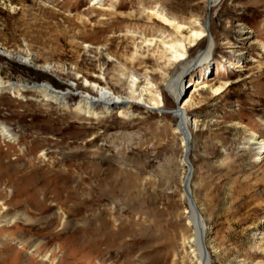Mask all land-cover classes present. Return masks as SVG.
Instances as JSON below:
<instances>
[{"label": "rangeland", "instance_id": "rangeland-1", "mask_svg": "<svg viewBox=\"0 0 264 264\" xmlns=\"http://www.w3.org/2000/svg\"><path fill=\"white\" fill-rule=\"evenodd\" d=\"M208 5L0 0V81L22 86L0 91L11 133H0V264H204L184 190L181 108L207 263L264 264V151L252 144L264 142V0ZM189 30L206 37L188 47L178 101L166 86L182 63L159 40L179 43ZM211 40V58L196 64ZM131 77L163 106L98 104L90 118L76 113L77 97L63 106L37 87L122 98Z\"/></svg>", "mask_w": 264, "mask_h": 264}, {"label": "bare ground", "instance_id": "bare-ground-1", "mask_svg": "<svg viewBox=\"0 0 264 264\" xmlns=\"http://www.w3.org/2000/svg\"><path fill=\"white\" fill-rule=\"evenodd\" d=\"M208 6L210 8V0H209ZM164 22L167 26L172 27L177 35L178 34L182 35V32L185 29L184 27H182L181 25L175 24L174 22H171L167 19H165ZM191 28H193V27H191ZM187 29H189V28H187ZM205 29L207 32H209V23L208 24L206 23ZM178 36H180V35H178ZM178 36H176L174 38V40L179 39ZM205 37H206L205 34L201 33L200 31L189 30V35L182 42L177 43L175 41L167 42L164 40H161V41L159 40V43L162 46L166 47L165 51L167 53H171V55L175 58L176 61H178V62L180 61L182 63L181 64V70H180L178 76L173 77L167 83V86H166L168 89V92L173 96V98L175 100H178V98L180 99V96L183 93L182 92L183 85H182L181 79L183 81V78L188 77V74L190 72V71L187 72L189 67H187V66L184 67V65H183V61L185 60L186 55L189 54V48L188 47H190V46L194 47V44L196 42L202 41ZM208 37H210V34L208 35ZM214 47H215V45H214L213 41L211 40L209 42L207 49L205 51H203L201 55H199L198 59L196 60V64L199 61H204V60L208 61V59L211 58V56L214 52ZM5 56L8 57L7 55H5ZM16 62L23 63L25 65H31L29 58H27V59H23V58L17 59L16 58ZM230 68H233L232 64H231ZM128 83H129V95L126 97H122V98L116 97L113 93H111L110 91L105 90V89H101V91L95 92L96 95H92V94H88V93H80L78 90L76 91L71 86L68 87V90L66 93L55 91L51 87H48L45 85H41V86L37 85V87L39 89V92H41L47 100H50V101L58 103V104H63V106L67 104L66 100H68L67 99L68 97H72V96L77 97L79 99V102L77 103L76 108H75L76 113L81 114V115H85V116L90 117V118H91L90 115H92V110L94 109L93 107L98 105V104L102 105L104 110H110L114 107L128 108V107H132V106L143 107V108L148 109V110H155V109H160L161 106H163V100H161L160 96H157V99H152V100H149L148 98H146V96L144 94V92L146 90L139 91V85H138L139 83H138L137 79H135L134 77H131L130 81H128ZM6 89H10L12 92L17 93L18 90L22 89V86L19 84H16V83H2L0 81V91L6 90ZM183 113H184V111L182 108L179 111L173 112V114L178 115L179 120L183 121V123L187 129L188 135L191 138L192 136H190V128L188 127V120H187V117H185V113L184 114ZM179 131L183 136V133L180 130V128H179ZM0 133L6 139L11 137V133L8 131L7 128H5L3 126H0ZM183 138H184V136H183ZM184 141H185V138H184ZM185 143H186V141H185ZM252 144H255L258 147L257 149H258L259 154L263 153L264 142H256V141L254 142L253 141ZM186 149H187V143H186ZM185 164H186V162H185ZM194 201H195V199H194ZM189 208H190V210L193 214L194 220L196 222L195 232H196V245H197L198 253L200 256H202L201 248H203L202 251H203V257L204 258L201 257V260H203L204 264H208L206 259H205L208 255L206 247H205L206 231L204 229H206V223L204 221V218L202 217V223H201V225H199L196 221L195 212H194L193 208L190 206H189Z\"/></svg>", "mask_w": 264, "mask_h": 264}, {"label": "water", "instance_id": "water-1", "mask_svg": "<svg viewBox=\"0 0 264 264\" xmlns=\"http://www.w3.org/2000/svg\"><path fill=\"white\" fill-rule=\"evenodd\" d=\"M180 110V109H179ZM178 110V111H179ZM179 128L183 133V136L185 138V141L187 143V149L184 155V160L186 162V166L188 167V173L187 176L185 178V182H184V190H185V195L188 201V204L190 207L193 208L194 212H195V217H196V221L199 225H201L202 223V215L194 201V196L192 194V189H191V181L193 178V174H194V168L190 162V153H191V143H192V139L189 137L187 129L183 123L182 120H180V124H179Z\"/></svg>", "mask_w": 264, "mask_h": 264}]
</instances>
